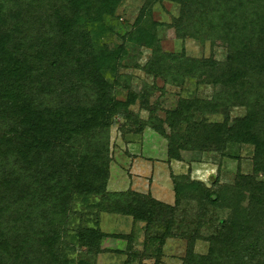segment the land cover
<instances>
[{
	"label": "trees",
	"instance_id": "16d2710c",
	"mask_svg": "<svg viewBox=\"0 0 264 264\" xmlns=\"http://www.w3.org/2000/svg\"><path fill=\"white\" fill-rule=\"evenodd\" d=\"M159 1L145 0L134 29L108 53V20L124 0H0V264H66L83 251L88 257L77 264H91L107 238L127 242L125 264H162L170 239L187 242L182 264H264V0H177L172 24L153 19ZM166 26L202 44L227 36L226 60L165 53L158 30ZM136 49L150 52L141 67L147 76L180 89L189 80L219 86V98L179 97L161 117V102L152 97L165 88L143 83L136 91L133 75L122 72ZM221 109L227 120L235 109L244 114L232 125L210 122L207 116ZM118 119L125 133L149 128L165 138L169 162H181L182 151L235 159L232 147H250L252 172L238 169L231 183L218 173L211 186L191 172L173 173V205L132 189L109 191ZM240 192L249 195L246 205L237 200ZM189 203L195 216L179 220ZM87 214L129 217L133 230L72 227ZM201 239L206 254L196 252Z\"/></svg>",
	"mask_w": 264,
	"mask_h": 264
},
{
	"label": "rangeland",
	"instance_id": "374dc122",
	"mask_svg": "<svg viewBox=\"0 0 264 264\" xmlns=\"http://www.w3.org/2000/svg\"><path fill=\"white\" fill-rule=\"evenodd\" d=\"M145 0H124L117 12V16L108 20L109 25L113 28L114 34L109 38L106 46L108 53L114 51V46L121 42V37L125 36L134 29V24L144 11ZM153 19L165 24H172L174 18L179 16L180 6L176 1H159L153 7ZM159 40L165 53H181L183 50L191 58L210 57L212 54L219 61H225L227 56V47L229 38L224 35H216L215 43L211 42L202 44L194 39H186L185 41L176 36L174 28L162 27L158 30ZM130 57L124 63L125 68L122 72L133 75L132 87L139 91L143 87V83L152 84L156 82L159 87L165 88V94L156 92L152 97V102L157 100L161 102L164 111L160 112L161 117H165V111L175 109L179 97H189L197 95L204 99L213 97L219 98V86H196L195 81H188L183 89L166 85L162 80H154L145 74L143 67L150 52L141 53L140 50H130ZM136 65H139L138 69ZM121 99L125 98L122 94ZM132 110L140 114L143 119L148 118V112L141 111L139 106H134ZM243 109H235L230 114L229 120L224 115V110L219 113L209 115L207 118L210 122L228 121L230 125L234 124L236 117L243 116ZM123 121L117 120V123L111 130V154L113 163L111 164V178L108 184L109 191H126L128 189L135 190L142 194H152L156 199L167 204L175 203L173 182L171 174L186 175L191 172V177L195 180L203 181L207 186H211V181L220 175L223 182L231 183L237 173V170L244 174L252 172V149L247 146L231 148V152L237 156L235 159L221 158L215 152L200 151H182L181 162H169L168 158V142L165 138L157 134L155 131L147 128L143 134L125 133L120 128ZM264 179V176H263ZM240 204L246 205L249 201V195L240 192L237 196ZM197 212L195 203H189L184 206L180 219L185 218L189 222ZM83 215V214H82ZM79 219V218H78ZM93 215L84 216L77 220L76 227L80 223L84 226L91 225L95 228L99 227L105 234H130L133 230V222L129 217L121 215L101 214L98 219H94ZM98 225V226H96ZM183 229L188 230L186 223L182 225ZM144 224H139L136 231V249L141 252L143 250L144 241ZM76 233L69 235L74 237ZM206 236V233H204ZM104 253L89 258L91 264H125L127 256L123 252L127 249L125 240L107 238L103 242ZM187 249V242L183 239H170L164 249V257L162 264H182ZM208 251V242L201 239L197 242L196 252L206 254ZM86 252L75 253L70 255V259L66 264H77L80 259L87 258ZM140 260H136L134 264H140ZM141 264H154L153 260L142 261Z\"/></svg>",
	"mask_w": 264,
	"mask_h": 264
}]
</instances>
